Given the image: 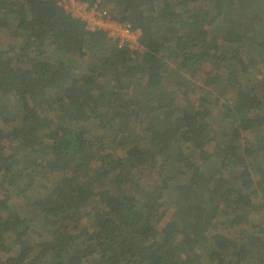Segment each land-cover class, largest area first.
Segmentation results:
<instances>
[{"label":"trees","instance_id":"16d2710c","mask_svg":"<svg viewBox=\"0 0 264 264\" xmlns=\"http://www.w3.org/2000/svg\"><path fill=\"white\" fill-rule=\"evenodd\" d=\"M58 1L0 0V264H264V0Z\"/></svg>","mask_w":264,"mask_h":264},{"label":"built area","instance_id":"2783aa9c","mask_svg":"<svg viewBox=\"0 0 264 264\" xmlns=\"http://www.w3.org/2000/svg\"><path fill=\"white\" fill-rule=\"evenodd\" d=\"M58 4L72 17L82 20L87 30L105 33L118 48L139 49L140 30L133 28L127 21L111 18L108 11L99 6L98 1L90 5L83 3L82 8L77 6L76 0H59Z\"/></svg>","mask_w":264,"mask_h":264},{"label":"rangeland","instance_id":"374dc122","mask_svg":"<svg viewBox=\"0 0 264 264\" xmlns=\"http://www.w3.org/2000/svg\"><path fill=\"white\" fill-rule=\"evenodd\" d=\"M77 6L79 7V8H82V4H80V3H78L77 2ZM264 68V67H263ZM252 69V68H251ZM203 70H205V69H202V70H200V72H198V74L200 75V74H203ZM260 70H262V67L261 66H256L255 68H253L252 70H251V72L252 73H255V72H258V71H260ZM214 94V93H213ZM241 133H238L236 136H238V135H240ZM170 213H171V211L168 213V215L170 216ZM261 214V216H262V218H263V220H264V208H263V210H262V212L260 213ZM168 216V217H169ZM2 255H5V254H2Z\"/></svg>","mask_w":264,"mask_h":264}]
</instances>
